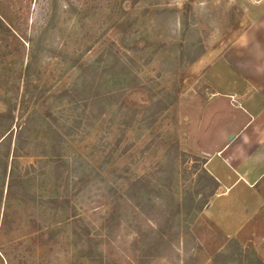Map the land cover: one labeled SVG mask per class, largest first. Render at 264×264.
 <instances>
[{
	"label": "rangeland",
	"instance_id": "obj_1",
	"mask_svg": "<svg viewBox=\"0 0 264 264\" xmlns=\"http://www.w3.org/2000/svg\"><path fill=\"white\" fill-rule=\"evenodd\" d=\"M263 21L264 0H0V264L264 260L251 185L187 211L210 78L238 82L223 55Z\"/></svg>",
	"mask_w": 264,
	"mask_h": 264
},
{
	"label": "crops",
	"instance_id": "obj_2",
	"mask_svg": "<svg viewBox=\"0 0 264 264\" xmlns=\"http://www.w3.org/2000/svg\"><path fill=\"white\" fill-rule=\"evenodd\" d=\"M257 26L244 31L223 55V62L237 76V85L232 83L222 90L210 78L213 91L204 103L202 136L217 131L219 139L216 133L211 134L215 144L206 138L204 141L207 148L212 146L206 152L210 155L206 167L220 185L226 178L232 179V184H249L254 198L261 200L264 199V34H255ZM259 27L264 32V21Z\"/></svg>",
	"mask_w": 264,
	"mask_h": 264
},
{
	"label": "trees",
	"instance_id": "obj_3",
	"mask_svg": "<svg viewBox=\"0 0 264 264\" xmlns=\"http://www.w3.org/2000/svg\"><path fill=\"white\" fill-rule=\"evenodd\" d=\"M92 85H93V82L87 78H85L82 83V87L88 90L92 89ZM63 93L71 96L74 94V91L71 94V91L69 89H65ZM13 119L14 117H13L12 110L7 109L4 106H1L0 107V124L3 121H5L8 125H10L13 123ZM17 150H18V147H16V152ZM7 155L8 154L6 153L5 156L0 158V162H2L4 168L7 166V159H8ZM13 181H14V178L12 177L9 183V188H12ZM138 181H141V179H139ZM208 184L210 185L211 189H209V191H204L203 193H201V197L197 198V196L200 194L199 191L200 190L203 191V189L206 188ZM194 186H195V193H194L195 196H193L192 193L189 194L190 203H189L188 210H187L188 212L190 210V212L192 213V218H195V216H197V214L204 209V207L208 203V198L214 195V193L218 189L219 182L204 167L202 168L201 173H198L197 183ZM238 248H239V251H238L237 260L239 261V264H264V260H262L259 257L255 256L254 258L249 259V249H247L248 251H246V249H243L241 246Z\"/></svg>",
	"mask_w": 264,
	"mask_h": 264
}]
</instances>
